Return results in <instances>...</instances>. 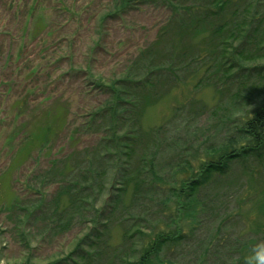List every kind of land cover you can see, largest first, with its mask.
Masks as SVG:
<instances>
[{"label": "trees", "instance_id": "obj_1", "mask_svg": "<svg viewBox=\"0 0 264 264\" xmlns=\"http://www.w3.org/2000/svg\"><path fill=\"white\" fill-rule=\"evenodd\" d=\"M114 3L163 7L168 15L124 78L113 87L99 84L116 97L78 125L72 148L51 153L47 166L30 173L37 193L29 201L15 197L10 210L57 233L87 225L69 254L52 264H102L110 253L109 264H243L251 246L264 242V96L250 103L252 90L241 92L264 87V0ZM110 13L95 16L103 21ZM207 82L227 107L240 95L248 100L239 114H224L222 140L201 149L184 125L196 104L205 108L196 91ZM171 94V116L147 126L146 109ZM59 128L45 125L20 144L42 156ZM48 186L54 191L41 192ZM230 222L237 223L234 231H227ZM233 232L238 240L230 246Z\"/></svg>", "mask_w": 264, "mask_h": 264}, {"label": "rangeland", "instance_id": "obj_2", "mask_svg": "<svg viewBox=\"0 0 264 264\" xmlns=\"http://www.w3.org/2000/svg\"><path fill=\"white\" fill-rule=\"evenodd\" d=\"M114 1L0 0V264H17L27 258L52 264L66 257L86 231L83 222L65 232L47 230L45 222L17 215L10 204L15 197L29 201L35 196L37 192L28 183L30 173L47 166L51 153L63 154L72 148V139L79 137L78 125L116 97L99 84L113 87L124 78L131 60L155 38L168 15L163 7L134 4L123 9L122 3L119 6ZM108 12L101 21L100 15ZM212 85L207 82L197 89L196 97L205 108L196 104L191 121L183 122L190 131L189 141L201 149L206 143L222 140L228 129L221 122L224 114L228 110L239 114L248 100L241 95L234 104L226 99V104H233L227 107L218 102L220 93ZM263 88L260 84L252 89L246 85L241 92L252 90L255 95L249 102H260ZM172 110L171 94L146 109L144 123L162 124ZM45 125L60 128L50 148L34 158L35 146L27 153L28 148L21 144L28 134H42ZM178 132L185 133L182 129ZM54 189L48 186L40 191ZM236 225L230 222L227 231H234ZM235 233L228 239L230 246L238 240ZM113 256H105L102 264H109ZM180 260L187 262L184 257Z\"/></svg>", "mask_w": 264, "mask_h": 264}, {"label": "clouds", "instance_id": "obj_3", "mask_svg": "<svg viewBox=\"0 0 264 264\" xmlns=\"http://www.w3.org/2000/svg\"><path fill=\"white\" fill-rule=\"evenodd\" d=\"M243 264H264V242L258 241L251 246Z\"/></svg>", "mask_w": 264, "mask_h": 264}]
</instances>
